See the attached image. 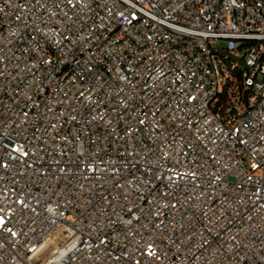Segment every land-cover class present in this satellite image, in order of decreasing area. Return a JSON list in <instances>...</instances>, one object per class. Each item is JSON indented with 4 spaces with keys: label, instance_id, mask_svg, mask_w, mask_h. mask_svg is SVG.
I'll use <instances>...</instances> for the list:
<instances>
[{
    "label": "built area",
    "instance_id": "2783aa9c",
    "mask_svg": "<svg viewBox=\"0 0 264 264\" xmlns=\"http://www.w3.org/2000/svg\"><path fill=\"white\" fill-rule=\"evenodd\" d=\"M0 264H264V0H0Z\"/></svg>",
    "mask_w": 264,
    "mask_h": 264
}]
</instances>
